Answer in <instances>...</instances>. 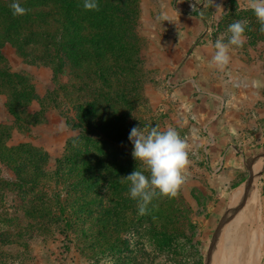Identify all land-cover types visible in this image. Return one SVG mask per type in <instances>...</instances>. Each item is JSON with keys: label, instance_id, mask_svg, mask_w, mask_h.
<instances>
[{"label": "rangeland", "instance_id": "rangeland-1", "mask_svg": "<svg viewBox=\"0 0 264 264\" xmlns=\"http://www.w3.org/2000/svg\"><path fill=\"white\" fill-rule=\"evenodd\" d=\"M109 1L117 5L115 11L125 13L114 14L123 29L114 43L106 44L104 55L87 43L92 51L88 81L77 77L83 72L68 66L54 77L50 67L21 56L8 39L0 40V56L11 72L30 77L34 86L28 106L16 109L20 124L5 107L9 89L0 94V264H216L220 259L223 264H264V227L258 231L226 224L239 205L254 210L253 197H239L233 208L228 203L252 164L264 163V103L233 104L238 111L230 105L227 122L238 127L236 136L226 133V141L248 157L241 161L240 153L231 149L239 163L227 158V166H210L208 150L217 139L211 123L222 113V104L206 96L213 89L209 82L199 90L180 84L191 69L177 73L195 46L205 44L209 49L198 48V55L205 77L213 80L215 41L223 35L227 42L228 26L247 20L252 30L247 26L242 48L230 46L225 69L236 70L233 86L241 71L257 73L264 101V35L260 27L255 30L256 16L247 0H222L220 11L215 0L206 1L201 13L210 22L180 57L184 48L169 40L172 29L164 20L176 0ZM59 19L65 24L63 16ZM89 29L85 36L92 40L96 33ZM81 32L78 28L76 35ZM116 47L122 48L127 61L112 55ZM99 65L106 78L95 73ZM243 91L246 95V88ZM108 99L117 104L118 113ZM87 104L97 113H84L89 124H83L79 109ZM243 113L256 117L244 121ZM116 115L124 117L117 120ZM99 117L103 122L97 125ZM238 117L242 123L235 120ZM154 126H172L179 132L189 145L190 165L178 198L157 194L147 214L140 215L137 202L126 195L129 184L123 179L135 168L143 170L131 155L128 137L133 127ZM263 176L264 166L256 183ZM261 185L255 190L258 195ZM218 228L226 239L220 259L218 239L209 250Z\"/></svg>", "mask_w": 264, "mask_h": 264}, {"label": "trees", "instance_id": "trees-1", "mask_svg": "<svg viewBox=\"0 0 264 264\" xmlns=\"http://www.w3.org/2000/svg\"><path fill=\"white\" fill-rule=\"evenodd\" d=\"M46 1L48 0H19L21 6L28 11L24 16L14 17L9 7L14 0H0V40L8 39L21 56L24 55V57L32 59L34 63L40 62L50 67L54 77L63 73L62 69L68 66V68L83 72V74L78 73L77 77L88 81L89 77L86 73L90 67L87 60L92 51L91 48L86 47L87 43H93V50L98 55H104L106 44L114 43L119 38V31L123 29L120 25L122 22L117 21L114 14L124 16L125 13L119 14L118 8L115 11L117 5L109 0H97L100 6L99 11L85 10L83 8L84 0H49L51 4H46ZM53 16L57 19H53ZM62 16L65 18L63 21L65 24L59 19ZM125 18L121 17L123 21ZM76 24H79L78 28L82 31L79 35H76L78 28L75 31L71 30V26ZM255 24V30H257L260 27L258 20ZM122 25L124 24L122 23ZM248 26L252 30V23ZM89 28H92L96 33V37L92 40L85 36V32H89ZM112 55L127 61L120 47L114 48ZM95 73L100 78L105 77L101 65L98 66ZM29 79L30 77L23 74L12 73L5 60L0 56V94L8 92L6 90L9 89L10 100L5 104V107L19 124L22 118L17 115L16 109L27 107L34 94V86L30 84ZM95 91L102 93L101 89L95 88ZM101 97L105 98L102 94ZM107 101L109 104L112 103V108L117 107V104L111 99ZM79 111H83L79 118V122L83 124H89V121L84 118V113L89 115L97 113L96 110L93 111L91 104L82 105ZM114 112L118 113L119 110L116 108ZM122 117L124 116L116 115L114 118L119 120ZM99 118L97 125L103 122L102 117ZM66 124L69 125V119H66Z\"/></svg>", "mask_w": 264, "mask_h": 264}, {"label": "crops", "instance_id": "crops-1", "mask_svg": "<svg viewBox=\"0 0 264 264\" xmlns=\"http://www.w3.org/2000/svg\"><path fill=\"white\" fill-rule=\"evenodd\" d=\"M206 1L208 0H176L175 1L176 3L173 6L172 4L171 6H169L171 8L168 9L167 22L171 25V29H172L170 32L169 40L178 41L179 46L184 48L182 49V52L178 53L179 57L188 53L190 48L194 45L195 41L200 38L202 31L204 30L205 23L210 22L201 13V10H203L204 8L203 5H205L204 3ZM215 2H216V9H218L217 6H219V4L223 3L222 0H215ZM189 7L191 9H189ZM193 7H195L194 12L191 11L193 10ZM221 8L222 9H219V11L223 10V7ZM199 11H200V14H199ZM181 42H183V44ZM203 46L208 47L207 49H209V46H205V44L195 46L194 53L188 57L187 61L182 65V67L179 69V71H177V73L184 72L185 68L187 71L191 69L190 70L191 73L186 74L187 77L184 78L180 82V84L190 87L191 89L197 87V89L199 90L200 88L205 87V82H209V84L207 85L210 88L213 87V89H211V91H209V94L206 96L216 98V104H220V106L222 104V111H221L222 113L221 114L216 113V115L213 116L216 118H214L215 119L214 122L211 123L212 125L213 124L215 125L214 127L215 129L211 127L212 128L211 130H214L212 132H213L214 137L217 139H214V142L212 143L210 149L208 150V153H209L208 161L210 163V166L218 165V168H220L223 165L224 166L228 165V163H226L227 158H230L232 161L236 160L237 162L238 158L237 156H235L234 158L232 157L231 149H233L236 152L238 151L240 153V155L242 156L241 161L246 160V158L248 157L247 155L248 152H246L245 150H238L237 148H232L233 145L229 146L226 141L229 134L230 135L236 134L237 131L235 127H238L237 123H235L236 126L234 127V125L230 124V122H227V120H229V118L227 117L229 115V110L231 108L230 105L242 104L243 106L246 103L247 104H250V103L258 104V103H264V101L261 100L262 97L259 94L260 84H259V77L257 76L258 75L257 73L253 75L252 73H250V71L247 72L246 69L244 71H241V73L239 74L240 81L238 85L236 84V81H235L234 83L235 86L231 84L233 79L236 78L235 76L236 70L232 67H230V70L229 69L223 70V72L226 74L222 73L221 70L216 68V75L214 74L213 80H212V77L210 76L205 77L206 69L201 59L202 55L201 56L198 55V51L200 50L198 48H201ZM171 48L175 49V42L173 45H171ZM177 48L179 49L178 46ZM174 52H177V51H174ZM194 60L196 61V65L192 66L191 64L192 63L194 64ZM177 77H180V75H178ZM215 82L216 84H214ZM236 88H238V91L234 90ZM243 88H246L247 90L246 95H244ZM202 96H205V95H202ZM235 110L238 111V108L235 107ZM243 117L246 118L244 119V121H247V120L250 121L251 118L255 119L254 117H256V115L249 117L243 113ZM235 120H238L240 123H242V119L240 117L236 118ZM227 132L229 134H226ZM220 155L222 159L221 157L219 158ZM238 163H239V160H238ZM246 180L247 178L240 180L238 182L237 187L235 188V190L241 188L239 197L242 195L245 189L244 184ZM258 183L262 184L261 193L259 194V195L261 194L262 195L260 197L258 193H255ZM258 183H256V186H255L254 196H253L254 201L251 205V206H254V210L251 212H248L246 209L237 219H235L231 223L230 227H256V230L258 231L260 230V227H264V193H263L264 176H263V179L259 178ZM234 191L232 192L230 196V200L228 203L229 207H231V198H232ZM237 201L236 203H234V205L231 208L236 206Z\"/></svg>", "mask_w": 264, "mask_h": 264}, {"label": "clouds", "instance_id": "clouds-1", "mask_svg": "<svg viewBox=\"0 0 264 264\" xmlns=\"http://www.w3.org/2000/svg\"><path fill=\"white\" fill-rule=\"evenodd\" d=\"M9 7L14 17L24 16L28 11L21 6L19 0H14ZM83 8L100 10L97 0H84ZM217 8L222 9L219 6ZM247 8L252 10L260 24V32L264 33V0H247ZM164 20H168L167 17ZM247 26V20H236L228 26L227 33H230V36L227 42H224L223 35L215 41L213 45L215 52L210 65L221 71L227 67L230 62V46L243 47ZM211 43L209 41V44ZM128 139L133 144L131 155L143 166V170L135 168L129 175L123 177L129 184L126 195L137 202L138 213L146 215L148 205L157 194L169 199L178 198L186 180L185 172L190 165L189 145L172 126L164 130L159 126L150 129L133 127ZM145 172L149 175H145Z\"/></svg>", "mask_w": 264, "mask_h": 264}, {"label": "water", "instance_id": "water-1", "mask_svg": "<svg viewBox=\"0 0 264 264\" xmlns=\"http://www.w3.org/2000/svg\"><path fill=\"white\" fill-rule=\"evenodd\" d=\"M262 166H264V163H262V162H259V163L255 162V163L252 165V167L249 169V176H248V178H247V180H246V182H245V184H244L245 189H244L242 195L240 196L241 198L243 197L244 199H246V198L248 199L249 197L252 198V197L254 196V190H255L256 180H257V179H256V178H257V173H258V170H259ZM245 207H246V206H242V207H240V205H239V209H237V210H233V211L231 212V214L229 215L230 218H228L226 224H229V225H230L235 219H237V218H238V217L244 212ZM226 224H225V225H226ZM221 234H222V229H221V228L216 229V231H215V233H214V236H213V238H212V240H211V243H210V245H209V250L211 249V247H212L213 245H215V243H216L218 237H219Z\"/></svg>", "mask_w": 264, "mask_h": 264}, {"label": "bare ground", "instance_id": "bare-ground-1", "mask_svg": "<svg viewBox=\"0 0 264 264\" xmlns=\"http://www.w3.org/2000/svg\"><path fill=\"white\" fill-rule=\"evenodd\" d=\"M240 191H241V188L240 189H236L232 195V198H231V207L234 205V203H236L239 195H240ZM226 245V239H225V236L224 234H221L219 237H218V248H217V254L219 256V259H220V256H221V253H222V246ZM224 263V262H223ZM221 263V259L219 261L216 262V264H223Z\"/></svg>", "mask_w": 264, "mask_h": 264}]
</instances>
